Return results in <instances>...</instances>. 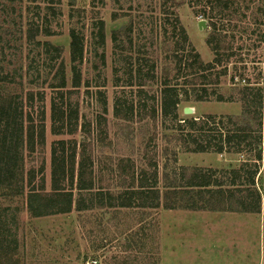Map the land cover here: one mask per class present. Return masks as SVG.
Segmentation results:
<instances>
[{
  "label": "rangeland",
  "instance_id": "obj_1",
  "mask_svg": "<svg viewBox=\"0 0 264 264\" xmlns=\"http://www.w3.org/2000/svg\"><path fill=\"white\" fill-rule=\"evenodd\" d=\"M206 1L0 0V95H16L24 133L28 111L42 130L31 150L24 137L18 165H0V264H264V121L255 122L246 92L259 89L264 117V0H231L213 10ZM213 46L218 60L202 70L192 58L197 54L206 67ZM61 76L63 86L52 90L49 82ZM164 82L179 97L167 114L160 111ZM203 89L206 98L195 99ZM203 115L232 116L227 127L244 124L248 136L259 135L253 183L242 174L230 184L223 172L250 168L243 161L253 150L202 157L182 148L179 128L187 125L179 121ZM52 156L66 167L58 183L71 191L67 212H49L65 205L66 195L43 200L52 191ZM197 167L215 169L212 179L228 184L230 196L182 190ZM78 169L91 188H77ZM142 169L147 176L156 171L157 206L136 204L139 195L127 206L100 204L105 197L97 190L116 195L150 183L138 180ZM256 191L258 211L239 210L241 201L255 204ZM32 192L39 194L32 204L47 203L48 212L29 213ZM192 204L200 208L185 207Z\"/></svg>",
  "mask_w": 264,
  "mask_h": 264
},
{
  "label": "trees",
  "instance_id": "obj_2",
  "mask_svg": "<svg viewBox=\"0 0 264 264\" xmlns=\"http://www.w3.org/2000/svg\"><path fill=\"white\" fill-rule=\"evenodd\" d=\"M231 0H207L209 8L213 10V7L215 5L221 4L223 7H226L228 3ZM212 21H209L211 31H214L215 29V23L211 17L209 16ZM175 22H177L175 18ZM113 30H119V29H113ZM76 36L71 32L70 35V58L72 61L77 59V48H78V42L76 41ZM183 40L188 42L186 39V35L183 34ZM206 41L209 42L210 39L209 37L206 38ZM45 46L49 47L46 42ZM51 45V44H49ZM52 46V45H51ZM53 49H56V46L53 45ZM212 49L214 50L215 57L212 59L211 62H208L206 67H203L204 64L201 63L200 59L198 58V55L195 54V56L192 58V62H199L201 64V69H206V68H211L212 67V62H216L218 60V57H216V46H213ZM46 50H49L46 48ZM185 66H188L187 63L183 65V67L179 66L180 70L181 68H184ZM204 77V75H202ZM5 77L3 75H0V81H4ZM64 84V78L63 76L60 77V80L53 83L49 82V85L51 88H55L52 90H60L59 88L62 87ZM75 85V84H74ZM176 87L174 84H166L165 82L163 83L162 86V100H161V105H160V111L163 114L171 113L173 109L176 108L177 103L179 102V97H178V92L175 91ZM247 89V88H246ZM203 92V93H202ZM201 93H198L195 97V99H203L206 98L205 89L202 90ZM248 93L249 97V102L254 104L253 109L251 110L254 113V118L255 122L259 126H261V122L264 121V117H262L261 113V93L259 89H256L255 91H251L249 89L246 91ZM38 94V97H41L43 95L42 91H36ZM186 93V91H185ZM16 95H0V121H4L3 125V130H2V137L0 135V165L3 164H9L13 162L14 164L18 165V160H22L21 152H19L18 149H20L21 145H23V139L24 137L26 138V144H28L30 147L29 149L31 150V144L33 145L35 143L36 138H41L40 136L42 135V130L41 126L36 129L35 126L33 125L32 122V116L31 112H27V117H28V122H30V125L28 126L27 130L24 131L22 128H20V121L19 119V114H16V103L13 99ZM27 101L29 102L28 105L31 107V100L33 99V93L32 91L28 92L27 95ZM188 99V97L186 98ZM216 99H221L220 96L216 97ZM19 102V101H18ZM13 104V105H12ZM13 110L15 113H11L10 110ZM53 110V107H52ZM55 112V111H54ZM174 116V115H173ZM215 117L214 115H203L197 118L194 117H185L182 118V121L185 125H187V129H182L179 128V136L180 139L183 141V149L185 151H192V152H242L245 150V152H249L253 150V156L250 159H245V163L243 164H249L250 168L242 169L243 171L239 170H233V169H224V173H227L229 176H231L230 179V184L233 183L234 180L240 178L241 176L245 175V179L247 180L248 183H253V176L255 173L258 171V167L256 166L255 162L256 160L260 159L261 156V146H260V137L259 135H251L248 136L246 134V126L243 124L239 127L235 128H230L226 126V122H230L229 117ZM12 122L15 124L11 129H9L8 122ZM260 130V128H259ZM259 130H257L259 132ZM259 134V133H258ZM249 138V139H247ZM2 162V163H1ZM52 162V167H51V188L52 191L48 194L49 196H44L43 200H49L50 202L56 201L59 195H66V200H65V205H63L61 208H55L51 209L49 212H67L70 210V194L71 191L68 188H65L64 185L58 183V179L60 177H64L66 175V167L64 166H58L55 163V159H51ZM250 162V163H246ZM264 164V163H263ZM155 166V164H154ZM264 167V165H263ZM0 169H2V166H0ZM9 173L11 170H9V167L3 168ZM12 169V168H11ZM207 169H201L197 167L195 171H193L189 177H187L183 182V184L180 185V188L182 190H185V192H188L190 189L196 188L197 193L201 192V189H206L208 193H215V194H221V195H227L230 196L232 191H228L229 188L227 187L228 184H223V183H217L216 179H212V176L216 172L215 169L212 170H207ZM69 174L72 175V170L68 172ZM145 170H141L138 173V180H142L143 178H153L150 183H138L137 187H133V185H129L128 187H125V189L121 190L122 193L119 192V194L112 195L108 191H103L97 190V193L100 194L102 197H105L104 200L99 199L100 204L106 203L107 205H112V204H117L120 206H127L132 204L133 198L136 197V195L140 197V200L136 202V204L139 205H146L149 207H155L158 205V190L155 187L156 183V171L153 169V174L151 173V176L146 175ZM32 174V173H31ZM243 174V175H242ZM20 177V176H19ZM214 177V176H213ZM5 180V179H4ZM20 180V179H19ZM145 180V179H143ZM142 180V181H143ZM71 181H72V176H71ZM242 184V182H239ZM75 184L77 185V188L79 189H88L91 188L92 183L90 181H83L81 178V170L78 169V172L76 173V180ZM225 185V187H222ZM129 188V189H127ZM226 194H225V193ZM124 194H127L125 197ZM151 194H156L155 199L151 202H144L143 197H146V195H151ZM30 197V200L28 201V211L32 216L36 215H41L44 214L45 211L44 209L48 206L47 203H40V204H32V200H36V197L39 194H36V192H32ZM255 195V204L247 205L244 204V201H241L239 205V210L241 211H258V201L260 200V194L258 191L254 192ZM133 197V198H132ZM118 198V199H116ZM119 200V201H115ZM263 199H264V194H263ZM257 201V202H256ZM236 203H238V200H235ZM194 205V204H192ZM192 205H186L185 207L192 208V209H198L200 208L199 206H192ZM191 206V207H189ZM166 207H172L171 205H166ZM228 208H232L231 206H228ZM80 208V207H78ZM3 225V223H1Z\"/></svg>",
  "mask_w": 264,
  "mask_h": 264
},
{
  "label": "water",
  "instance_id": "obj_3",
  "mask_svg": "<svg viewBox=\"0 0 264 264\" xmlns=\"http://www.w3.org/2000/svg\"><path fill=\"white\" fill-rule=\"evenodd\" d=\"M196 26H197V28L199 29V30H201L204 26H205V20L203 19V18H199L197 21H196ZM117 29L118 27H117V25H115L114 27H113V29ZM193 110V107L192 106H184L183 107V111L184 112H190V111H192Z\"/></svg>",
  "mask_w": 264,
  "mask_h": 264
},
{
  "label": "crops",
  "instance_id": "obj_4",
  "mask_svg": "<svg viewBox=\"0 0 264 264\" xmlns=\"http://www.w3.org/2000/svg\"><path fill=\"white\" fill-rule=\"evenodd\" d=\"M208 153L209 152H198L197 154H201L200 156H208ZM196 154V153H195ZM210 154H215V156H218V155H222V153L220 152V153H216V152H210ZM219 157V156H218ZM218 159V158H217ZM219 160V159H218ZM216 161V160H215ZM216 163H217V161H216ZM214 164V163H213ZM232 259V258H231ZM236 259H238V258H236ZM236 259H232V260H236ZM239 260V259H238Z\"/></svg>",
  "mask_w": 264,
  "mask_h": 264
}]
</instances>
